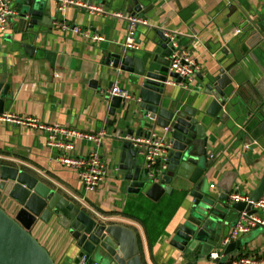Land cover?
<instances>
[{"label":"crops","instance_id":"1","mask_svg":"<svg viewBox=\"0 0 264 264\" xmlns=\"http://www.w3.org/2000/svg\"><path fill=\"white\" fill-rule=\"evenodd\" d=\"M70 1L90 3L101 11L72 5L61 13L55 2L47 1L52 8V18L67 23L70 30L56 29L48 21L46 26L35 27L40 33L30 39L27 38L29 29L23 31L18 25V7L22 0H12L10 9L14 15L9 18L6 31L0 29V76L3 82L14 85L11 113L74 133L99 135L106 127L107 99L111 98L112 89L118 85L133 97L136 90L129 75L106 63V48L124 45L129 39L127 23L113 16L116 13L129 15L125 10L128 3L125 0ZM144 3L153 8L143 25L178 35L181 45L191 52L198 65L190 82L195 89L203 90L201 78L218 70L222 61L242 47L239 31L247 23L264 26V0H145ZM74 27L81 29L82 34L73 33ZM95 35L103 37L104 41L92 42L90 38ZM138 39L141 44L134 39V45L141 54L145 35L140 33ZM243 83H246V77L241 74L240 81L233 84L235 92L230 99V104L239 106L241 111H228L226 124L206 116L208 104L202 93L193 105L198 111L197 118L206 125L205 131L214 152L222 151L215 162L217 171L211 179L217 196L219 190H227L229 198L236 193L251 197L264 177V136L257 120L260 115H263L260 119H264V101L255 100ZM167 86L173 97L182 88L172 82ZM194 95L195 91L191 96ZM249 112L253 115L246 122ZM239 124L242 127H238ZM12 126L17 128L12 131L11 125L0 124L3 164L30 173L74 201L97 221L134 230L144 264L187 263L171 242L178 225L189 215L193 204L190 196L174 192L157 203L144 195L124 196L110 148L112 138L105 137L98 153L108 168V176L95 192L87 193L76 173L57 161L59 152L47 146L45 133ZM155 133L166 141L162 131ZM70 141L74 143V149L69 152L72 157H85L96 150L93 142L80 137ZM236 218H232L233 222ZM31 233L57 264H79L85 255L70 232L58 225L56 218L48 224L38 220ZM238 240L243 246L235 257L264 261V228H255ZM91 260L104 263L95 257ZM221 261L228 260L222 258ZM216 263L210 258L200 261V264Z\"/></svg>","mask_w":264,"mask_h":264},{"label":"water","instance_id":"2","mask_svg":"<svg viewBox=\"0 0 264 264\" xmlns=\"http://www.w3.org/2000/svg\"><path fill=\"white\" fill-rule=\"evenodd\" d=\"M125 1L128 3L126 12L146 22L153 5L147 6L145 0ZM18 8V25L23 31L29 29L27 38L35 39L40 33L35 27L46 26L48 21L56 22L47 0H22ZM140 33L145 35L141 54L139 49L128 48L127 43L106 48L107 65L129 75L136 86L131 100L107 99L103 132L105 138H112L110 148L119 170L120 191L124 196L144 195L156 203L174 192L190 196L192 207L188 217L178 225L172 246L182 254L186 264H200L215 251L231 261L237 258L234 254L242 249L243 243L237 240L226 247L223 243L239 214L245 211L255 214V211L247 203H232L227 190H219V196L214 191L215 183L211 179L222 151L214 152L206 125L197 118L198 111L193 105L202 93L208 104L206 116L226 124L228 111H241L239 106L230 104L235 92L233 84L240 81L241 74L246 77L243 85L251 90L253 98L264 101V26L252 22L239 31L242 47L222 61L218 70L201 78L203 90L195 89L170 71L172 48L165 30L137 25L134 39L138 44H141ZM170 82L182 86L176 97L167 86ZM13 91L12 82H3L0 76V115L10 112L15 98ZM194 91L196 95L192 97ZM247 114L245 121L253 115L252 112ZM261 116L257 120L264 136ZM16 128L10 127L12 131ZM156 131H162L169 149L163 159L157 161L154 177H151L134 139L150 138ZM263 198L264 177L250 200L257 203ZM234 216L237 218L233 222ZM53 218L70 232L85 255H100L107 264H144L134 230L97 221L74 201L30 173L0 163V264H57L31 233L38 220L48 224Z\"/></svg>","mask_w":264,"mask_h":264},{"label":"built area","instance_id":"3","mask_svg":"<svg viewBox=\"0 0 264 264\" xmlns=\"http://www.w3.org/2000/svg\"><path fill=\"white\" fill-rule=\"evenodd\" d=\"M47 1L55 2L58 11L61 13L72 5L80 6L83 9L91 10L93 12L101 11L99 8H96L90 3H75L70 0ZM11 2L12 0H0V29L3 32L6 31L8 27L9 18L14 15L13 11L10 9ZM113 16L127 23L129 27L127 47L135 49V28L137 25H143V23L147 22L138 19V17H132L121 13L113 14ZM54 27L63 31L70 30L67 23L60 21L54 23ZM72 31L75 34H82L81 29L77 27L72 28ZM165 36L169 39L170 47L172 48L170 71L190 83L198 71V65L196 64L195 59L192 57L191 52L181 45L182 43L180 42V37L178 35L165 31ZM90 40L92 42H101L104 41V38L99 35H95L92 39L90 38ZM110 95L111 97H121L127 100L133 99V96L129 91L120 89L118 85L112 89ZM0 124L19 125L45 133L47 135V146L49 148L56 149L59 152L57 161L63 167L76 173L87 193L95 192L106 180L108 176V168L98 153L102 139L105 137L104 132L99 135L74 133L64 128L42 123L38 119L23 117L11 112H6L0 115ZM78 137L93 142L96 150L85 157L70 156L69 152L74 149V143L70 140ZM134 143L146 160V167L149 175L154 177L157 161L163 159L169 149L167 142L160 139L157 133H152L150 138H135ZM247 148L249 149V146H247ZM3 160L4 158L0 157V163H2ZM230 200L232 203H247L251 205L255 214H250L247 211L239 214L234 228L232 229L229 237L223 243V246L225 247L230 243L237 241L242 235L251 232L255 228H264V198L259 202L254 203L250 200L249 196H242L236 193L231 195ZM96 216H98V218L100 217L99 214H96ZM222 258L223 256L218 254V252H213L210 255V259L212 261L218 262L216 264H221L219 262ZM88 263L89 256L83 255L80 258L79 264ZM92 264L99 263L95 262ZM223 264H264V261H259L254 257H238Z\"/></svg>","mask_w":264,"mask_h":264},{"label":"trees","instance_id":"4","mask_svg":"<svg viewBox=\"0 0 264 264\" xmlns=\"http://www.w3.org/2000/svg\"><path fill=\"white\" fill-rule=\"evenodd\" d=\"M147 228H149V227H147ZM147 231H148V229H147ZM148 234H149V232H148ZM162 234L163 233H161L160 235L162 236ZM148 238L150 239L151 238V236L149 237V235H148ZM93 262H92V260H91V257H89V263L88 264H92Z\"/></svg>","mask_w":264,"mask_h":264},{"label":"rangeland","instance_id":"5","mask_svg":"<svg viewBox=\"0 0 264 264\" xmlns=\"http://www.w3.org/2000/svg\"><path fill=\"white\" fill-rule=\"evenodd\" d=\"M95 258L98 259V260H100V261H102V258H100V255H97ZM103 264H107V263H103Z\"/></svg>","mask_w":264,"mask_h":264},{"label":"bare ground","instance_id":"6","mask_svg":"<svg viewBox=\"0 0 264 264\" xmlns=\"http://www.w3.org/2000/svg\"><path fill=\"white\" fill-rule=\"evenodd\" d=\"M93 263H95V262H93ZM98 263V262H97ZM100 264V263H99Z\"/></svg>","mask_w":264,"mask_h":264}]
</instances>
